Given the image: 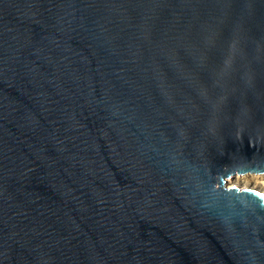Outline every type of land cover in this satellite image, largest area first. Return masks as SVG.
Returning a JSON list of instances; mask_svg holds the SVG:
<instances>
[{
	"label": "water",
	"instance_id": "95a60500",
	"mask_svg": "<svg viewBox=\"0 0 264 264\" xmlns=\"http://www.w3.org/2000/svg\"><path fill=\"white\" fill-rule=\"evenodd\" d=\"M264 0H0V264H264Z\"/></svg>",
	"mask_w": 264,
	"mask_h": 264
},
{
	"label": "bare ground",
	"instance_id": "6f19581e",
	"mask_svg": "<svg viewBox=\"0 0 264 264\" xmlns=\"http://www.w3.org/2000/svg\"><path fill=\"white\" fill-rule=\"evenodd\" d=\"M243 175L245 176L244 178H246L247 180H250V181L256 183L255 185H252V187L264 192V171L246 172L244 174L236 173L234 176H232L229 179L228 184H230V185L236 184L237 179H240L241 176H243ZM259 183H260V185H259Z\"/></svg>",
	"mask_w": 264,
	"mask_h": 264
},
{
	"label": "rangeland",
	"instance_id": "374dc122",
	"mask_svg": "<svg viewBox=\"0 0 264 264\" xmlns=\"http://www.w3.org/2000/svg\"><path fill=\"white\" fill-rule=\"evenodd\" d=\"M241 174H244V173H241ZM245 176L243 175V176H241V178L240 179H237V182H236V184H240V185H242V186H250V185H255L256 183H254V182H252V181H250V180H247L246 178H244ZM231 178V177H230ZM229 178V179H230ZM259 185H260V183H259ZM260 187V186H259Z\"/></svg>",
	"mask_w": 264,
	"mask_h": 264
}]
</instances>
